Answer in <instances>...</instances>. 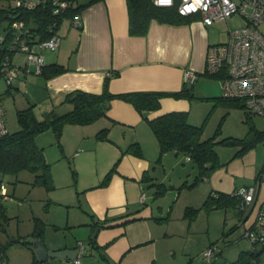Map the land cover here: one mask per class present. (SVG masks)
<instances>
[{
  "label": "crops",
  "instance_id": "obj_1",
  "mask_svg": "<svg viewBox=\"0 0 264 264\" xmlns=\"http://www.w3.org/2000/svg\"><path fill=\"white\" fill-rule=\"evenodd\" d=\"M77 18L80 26H68L64 35L57 30L61 39L56 48L42 50L44 64L57 62L66 67L64 72L46 78L35 73L33 66H29L30 71L27 72L24 70L25 62L20 65L21 71L12 87L7 85L4 90L7 94L18 95L16 103L19 106L14 114L17 109L30 104L34 105L38 117L52 109L66 112L72 107L63 102L69 91L81 89L101 93L106 76H110L108 90L112 93L176 91L187 83L185 73L188 69L195 72L203 70L206 48L210 45L209 25H204L198 18L179 24L152 19L146 34L131 35L128 32L126 0H96ZM44 50L50 51L46 59ZM115 72L118 74L113 76ZM195 83L191 85L192 89ZM191 100L162 97L160 107L146 111L143 117L131 103L112 98L106 115L95 122L64 125L61 148L64 155L72 154L77 177L73 192L77 199H73L72 205L83 212L80 223L87 230L88 247L85 246L80 264L188 263L184 260L188 254V243H180V239H194V236L191 219L184 215V209L187 206L200 207L211 191L234 193L241 187L256 183V198L248 213L242 218L234 212L242 223L243 235L251 227L259 203L264 201V174L257 149L251 148L238 156L220 160L221 165L209 177L193 185L200 186L194 194H183V187H188L183 183H191L197 175V167L193 163V172H183L179 159L177 163L173 156L179 154L175 151L165 152L158 160V141L147 119L170 111L188 112L193 107ZM102 128L108 129L106 139L96 137ZM35 140L44 150L42 133L36 135ZM135 142L140 144L141 155L126 152L128 146ZM44 156L50 164L51 151L45 149ZM114 165L115 171L106 180ZM176 169L178 174L171 175L170 171ZM189 178L193 180L189 182ZM159 182L168 186L160 195L155 194V183ZM142 193L145 194L144 200L140 198ZM177 202L178 214L175 215L172 209ZM216 207L213 205L201 210H206L208 217L209 210ZM90 237H93L92 242H89ZM172 239H178L183 262L178 260ZM203 239L211 238L208 235ZM77 242L58 244L60 242L50 240L47 246L63 249L76 247ZM205 243L208 247L214 242Z\"/></svg>",
  "mask_w": 264,
  "mask_h": 264
},
{
  "label": "rangeland",
  "instance_id": "obj_2",
  "mask_svg": "<svg viewBox=\"0 0 264 264\" xmlns=\"http://www.w3.org/2000/svg\"><path fill=\"white\" fill-rule=\"evenodd\" d=\"M86 1L88 0H76L77 3ZM10 4H12V0H0V6L7 7ZM71 25L72 22L69 19H64L58 29L60 34L64 35L67 27ZM244 25L245 20L240 14H234L227 20L214 22L208 27L209 44L227 41L229 27L234 29ZM43 53L46 59V55L50 51L44 50ZM13 62L17 65L23 64L25 55L21 52L14 54ZM195 82L192 91L194 97L191 100L193 107L187 112V115L188 120L193 124H204L202 139L211 137L217 130L219 132L216 134L215 139L218 141L227 138L234 140L243 138L250 126V123L246 121L248 113L245 107L225 104L214 105V101L211 99L213 96L222 94L221 76L218 74H202ZM6 87V82L0 78V104L5 110L7 130L12 132L19 128L16 114H14L15 108L19 106L16 103L18 95L16 93H5ZM251 120L256 128L264 130V116L253 115ZM41 143L44 150L51 151L50 171L54 187L47 189L44 185L35 182V174L30 169H22L16 174H2L0 172V181L5 184V191L8 194L6 198L0 196V244L5 245L9 239L30 241L35 220L39 219L44 223L41 239L46 245L50 240L60 242L58 244L65 242L73 244L80 241L88 247L87 230H85V225L80 223L83 221L84 214L79 207L72 205L73 199H77L75 198L76 195L73 194L77 177L74 178L72 174L74 168L72 154L67 153L64 155L65 153L62 152L61 146L57 143L55 135L51 131L42 132ZM239 147V143L219 142L215 148L219 160H222L238 156L237 150ZM252 149L258 151L261 172L264 174V140L258 141ZM173 156L176 158L177 163L179 159L183 172H193V164L186 159L184 154H173ZM160 172L163 175L162 166H160ZM170 172H172L171 175L176 176L178 169ZM166 174L168 175V172ZM191 178H189V182L193 180ZM199 189L200 186H185L183 187V194H194ZM166 200L167 198H164V201ZM179 202L172 209L175 215L178 214ZM209 211L210 214L207 217L206 210L200 209L190 220L193 225L192 235L194 239H180V243H188L186 246L188 254L184 259L188 263L184 264H231L240 251L253 249L254 245L246 237V231L243 235L242 223L239 217L234 215L236 211L233 208L219 206ZM208 235L211 239H203ZM172 241L176 246L178 260H180L183 254L181 247L178 246V239H172ZM205 242H214L210 245L220 251L219 256L213 255L210 262H207L203 257L204 251L210 246L205 247ZM260 246V244H256L255 248L258 249ZM5 250L8 257L7 264H31L35 258L33 251L20 242L8 244ZM259 260V264H264V250L261 251ZM44 263L72 264L69 260L53 257L48 258Z\"/></svg>",
  "mask_w": 264,
  "mask_h": 264
},
{
  "label": "trees",
  "instance_id": "obj_3",
  "mask_svg": "<svg viewBox=\"0 0 264 264\" xmlns=\"http://www.w3.org/2000/svg\"><path fill=\"white\" fill-rule=\"evenodd\" d=\"M96 0H88L84 3H75L70 5L66 10L59 14H53L48 5L40 6L33 10L15 9L10 4L7 7L0 6V32L6 30L7 37L11 34V23L14 20H21L30 30L27 36L31 41H43L49 38L53 33L57 32L64 19L71 20L78 17L82 10ZM129 23L128 32L131 35H144L148 30L150 20L156 19L159 22L168 23H185L190 22L198 17L183 16L178 13L176 6L160 7L156 6L151 0H126ZM7 47L0 48V61L8 54ZM66 69L65 66L57 62L43 64L40 74L46 78L60 74ZM118 72L112 75H117ZM198 77L205 72H197ZM198 79V78H197ZM110 76H106L103 81V90L101 93H92L81 89L69 91L63 102L71 104V109L59 113L52 109L44 112L42 117H38L34 111V105L30 104L26 108L16 110V120L19 128L9 132L0 138V172L2 174H16L22 169H30L35 174V182L44 185L47 189L54 187L51 179L50 164L46 161L42 146L36 143L35 137L39 133L51 130L56 138L57 143L61 146L60 138L65 124H91L99 118L106 115V102L112 98H119L131 103L134 108L144 117L146 111L156 110L160 107V99L165 96L174 98L194 97L193 89L186 90V84L176 91L162 90H133L119 93H112L108 90V82ZM195 82V81H194ZM191 85L193 86V83ZM10 88V87H8ZM211 99L214 105L225 104L243 106L241 102L234 98L213 96ZM251 115L248 114L246 121L250 123L247 134L241 138L234 140L232 138L216 140L215 136L218 130L206 139H202L203 123L200 125L192 124L188 121L187 111H170L163 113L155 118L147 119L152 132L154 133L159 146V156L168 151L182 153L197 167V175L195 179L187 184L188 187L193 186L199 180L209 177L214 169L221 165L216 151V144L219 142L239 143L240 147L237 154H243L247 150L256 146L258 141L264 140V130L256 128L252 123ZM108 129L102 128L96 133L98 139L107 138ZM126 152L141 155L140 144L135 142L128 146ZM115 171V165L107 173L106 180L111 172ZM73 177L76 178V171L72 170ZM146 174H144V177ZM157 188L155 194H162L168 188L165 183H155ZM8 196V194H7ZM242 197L234 193L211 191L205 197L200 207L187 206L184 209V215L190 219L196 215L201 208H208L216 205L224 208H233L237 215L244 217L248 210L239 208ZM1 210V205H0ZM43 222L39 219L35 220L34 229L31 233L32 237L41 239L43 234ZM93 241L90 237L89 242ZM13 242H20L29 245V241L20 239H9L5 245L0 244V259L8 260L6 254V246ZM252 250H242L231 264H259L261 251L264 250V243L256 240L252 243ZM260 244V248L256 249L255 245ZM220 253V251L218 252ZM217 253V254H218ZM31 264L40 263L35 258Z\"/></svg>",
  "mask_w": 264,
  "mask_h": 264
},
{
  "label": "built area",
  "instance_id": "obj_4",
  "mask_svg": "<svg viewBox=\"0 0 264 264\" xmlns=\"http://www.w3.org/2000/svg\"><path fill=\"white\" fill-rule=\"evenodd\" d=\"M156 6H176L183 16L196 15L204 25H211L216 21L227 20L234 14H240L245 25L228 30V39L222 43L210 44L206 48L204 67L201 72L218 74L221 76L222 96L234 98L241 102L251 116H264V0H151ZM75 0H12L15 9L33 10L48 5L53 14L66 10ZM73 26H80V20L71 19ZM11 34L0 32V48L7 47L8 54L0 61V78L4 79L8 87L21 71V66L13 62L14 54L21 52L25 55L24 70L29 72V66L40 74L43 62L42 50L54 49L61 37L57 32L43 41H31L27 36L29 28L21 20L11 23ZM198 78L197 72L188 69L185 81L192 83ZM5 112L0 104V138L7 133ZM189 160V156L186 157ZM242 197L239 205L241 210H247L255 201L257 184L241 187L236 192ZM0 196L7 197L5 184L0 181ZM144 200L145 194L140 195ZM246 237L251 243L259 240L264 243V201L258 206L253 224L246 230ZM78 253L72 259V264H80L85 246L77 242ZM218 249L209 246L203 257L210 262L213 255L217 256ZM0 264H7L0 259Z\"/></svg>",
  "mask_w": 264,
  "mask_h": 264
},
{
  "label": "water",
  "instance_id": "obj_5",
  "mask_svg": "<svg viewBox=\"0 0 264 264\" xmlns=\"http://www.w3.org/2000/svg\"><path fill=\"white\" fill-rule=\"evenodd\" d=\"M191 83L186 84V90L191 89ZM109 103L106 102L105 106L108 107ZM28 247L33 251L35 259L40 263H44L48 258H60L62 260H72L77 256L78 247H69L63 249H50L45 242L38 238L32 237L29 241Z\"/></svg>",
  "mask_w": 264,
  "mask_h": 264
}]
</instances>
